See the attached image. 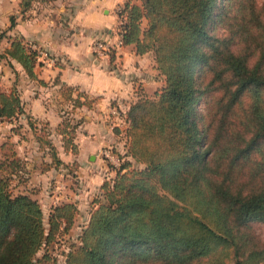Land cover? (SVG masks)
Returning a JSON list of instances; mask_svg holds the SVG:
<instances>
[{
	"label": "trees",
	"instance_id": "16d2710c",
	"mask_svg": "<svg viewBox=\"0 0 264 264\" xmlns=\"http://www.w3.org/2000/svg\"><path fill=\"white\" fill-rule=\"evenodd\" d=\"M30 4L22 0L23 11ZM119 14L124 43L152 51L165 83L118 108L128 123L127 154L145 167L126 159L102 184L104 201L64 264H263L264 240L253 223H264V0H128ZM10 19L12 28L15 14ZM0 56L47 84L35 69L38 51L23 38L14 37ZM75 90L61 83L73 107L95 101ZM22 113L16 88L0 86V117ZM81 122L64 110L57 130L66 151H78ZM11 155L0 159V264H58L48 249L36 255L70 229L77 207L56 205L47 230L39 201L12 192L20 160Z\"/></svg>",
	"mask_w": 264,
	"mask_h": 264
},
{
	"label": "crops",
	"instance_id": "0c3cea01",
	"mask_svg": "<svg viewBox=\"0 0 264 264\" xmlns=\"http://www.w3.org/2000/svg\"><path fill=\"white\" fill-rule=\"evenodd\" d=\"M21 1L0 0V32L8 29V36L0 41V53L18 36L55 58L50 60L41 55L35 67L39 78L47 84L29 78L17 60L11 61L28 81L27 86L17 84L28 113L48 121L54 133L63 120L62 108H68L75 119H81L75 132L77 153L65 151L63 145L59 149L63 160L79 168L82 188L78 189L79 194L75 191L72 195L81 196L79 204L84 203L82 209H86V203L101 193L105 174H114L102 150L111 146L114 158L125 152L123 138L115 130L122 122L118 108H127L137 100V90L155 94L162 85L160 70L152 51L138 53L132 44L113 59L92 53L93 39L114 32L117 8L128 0H31L24 11ZM11 14L17 20L9 28ZM56 79L60 83H55ZM61 83L75 87L74 96L83 91L95 101L91 106L73 107L62 95ZM114 108L119 111L114 112Z\"/></svg>",
	"mask_w": 264,
	"mask_h": 264
},
{
	"label": "rangeland",
	"instance_id": "374dc122",
	"mask_svg": "<svg viewBox=\"0 0 264 264\" xmlns=\"http://www.w3.org/2000/svg\"><path fill=\"white\" fill-rule=\"evenodd\" d=\"M262 2L263 0H258L259 4ZM219 29L221 32L224 31L222 27ZM159 74L162 79L160 88L165 83V77L161 71ZM22 79L15 64L10 59L0 56V86L7 91L16 88L21 94L17 84L27 86L28 83V81L24 79L23 81ZM137 91L139 92V97L145 94L142 90ZM145 95L154 96V93L146 92ZM199 108L201 111H205L206 98L203 97L200 100ZM64 110H68V108L60 110L62 115ZM27 114L30 113L26 111V113L11 119L0 117V159H3L5 153L8 152L13 153L11 157H16L20 160L18 169L10 176L12 192L14 194H28L39 201L44 212L47 230L50 228V213L56 205L65 203H74L76 205L77 209L70 229L66 233L57 234L56 238L48 246H43L36 255V257H41L48 249L49 253L57 259L58 264H64L71 247L81 243V235L89 222L93 207L104 201V197L101 196L102 187L101 193H96L92 200L86 203V209H82L84 203L79 204L81 196L72 195L75 191L77 192L78 189L82 188L78 176L79 168L63 160L59 149L61 145H64L62 134L57 129L56 133H54L48 121L35 119L32 114V119L36 126V130L33 129L29 125ZM121 125L124 130L122 133L119 131V134L125 143V152L114 158L111 146H106L107 149L102 150V154L108 159L107 164L111 163L114 165L113 167L109 165L110 169L114 170V174H105L104 182H112L114 180L117 176V168L126 159H131L133 166L136 168L142 169L145 167L142 162L134 160L131 155L127 154L130 146V139L126 135L128 123L124 124L121 122ZM3 143H6L5 147H2ZM105 151H108L109 154ZM54 152L57 157L61 158L60 161L57 160V157H54ZM67 152L77 153L72 150ZM253 225L261 239L264 240V223L254 222Z\"/></svg>",
	"mask_w": 264,
	"mask_h": 264
},
{
	"label": "built area",
	"instance_id": "2783aa9c",
	"mask_svg": "<svg viewBox=\"0 0 264 264\" xmlns=\"http://www.w3.org/2000/svg\"><path fill=\"white\" fill-rule=\"evenodd\" d=\"M119 9L120 6H118L117 8L118 23L114 29V32L105 37L95 38L91 43L92 53L97 57L110 56L112 51H115L116 55H118L121 49L126 46L123 39L122 29V24L125 19L119 14ZM31 47L38 51L39 56L44 55L46 59L55 60L52 55L47 53V51L39 48L38 46L31 45ZM113 110L114 112L119 111L117 108H114ZM105 152L109 154L108 151Z\"/></svg>",
	"mask_w": 264,
	"mask_h": 264
}]
</instances>
